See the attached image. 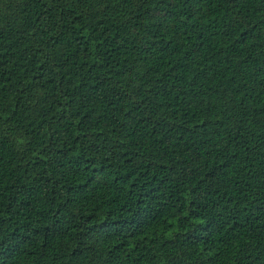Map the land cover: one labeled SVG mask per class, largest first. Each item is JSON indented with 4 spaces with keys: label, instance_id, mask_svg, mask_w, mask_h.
Listing matches in <instances>:
<instances>
[{
    "label": "trees",
    "instance_id": "obj_1",
    "mask_svg": "<svg viewBox=\"0 0 264 264\" xmlns=\"http://www.w3.org/2000/svg\"><path fill=\"white\" fill-rule=\"evenodd\" d=\"M0 264H264V0H0Z\"/></svg>",
    "mask_w": 264,
    "mask_h": 264
}]
</instances>
